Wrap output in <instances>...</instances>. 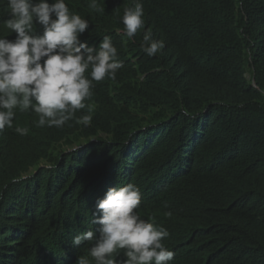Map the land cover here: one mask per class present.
I'll return each mask as SVG.
<instances>
[{"label": "trees", "instance_id": "obj_1", "mask_svg": "<svg viewBox=\"0 0 264 264\" xmlns=\"http://www.w3.org/2000/svg\"><path fill=\"white\" fill-rule=\"evenodd\" d=\"M96 2L103 11L65 0L89 22L80 40L109 36L123 66L93 81L91 112L76 113L92 116L87 127H37L16 109L0 132V264L91 261L94 241L72 238L96 231V202L129 183L137 214L169 233L168 264H264V0H141L131 40L121 17L134 0ZM10 18L0 0L11 41ZM149 29L165 44L155 56L141 47Z\"/></svg>", "mask_w": 264, "mask_h": 264}, {"label": "clouds", "instance_id": "obj_2", "mask_svg": "<svg viewBox=\"0 0 264 264\" xmlns=\"http://www.w3.org/2000/svg\"><path fill=\"white\" fill-rule=\"evenodd\" d=\"M6 6L11 18L4 25L16 38H0V132L13 127L16 109L34 111L39 117L37 127L60 128L79 110L88 108L90 113L91 106L85 102L92 97L93 81L114 80L123 66L111 38L104 36L96 48L82 42L80 36L89 22L71 12L65 0H6ZM90 7L103 11L96 0ZM34 20L42 33L37 34ZM121 23L130 40L144 29L141 0L124 8ZM141 47L155 56L165 44L154 39L149 29L143 32ZM91 121L90 114L76 118L86 127ZM15 131L26 135L28 129ZM140 202L134 184L109 188L95 205L93 223L99 227L72 238L74 247L94 241L89 249L92 260L80 256L76 264H168L174 256L163 243L169 233L137 214ZM121 250L124 258L118 259Z\"/></svg>", "mask_w": 264, "mask_h": 264}]
</instances>
